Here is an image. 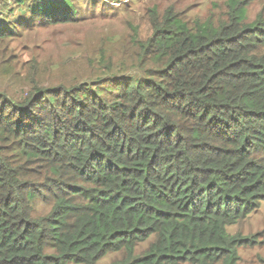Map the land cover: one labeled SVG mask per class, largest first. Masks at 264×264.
<instances>
[{
  "label": "trees",
  "instance_id": "trees-1",
  "mask_svg": "<svg viewBox=\"0 0 264 264\" xmlns=\"http://www.w3.org/2000/svg\"><path fill=\"white\" fill-rule=\"evenodd\" d=\"M75 1L4 0L0 45L75 25ZM255 3L226 0L203 20L154 5L126 53L95 48L69 85L0 87V264H240L256 234L230 226L264 201ZM1 57L0 78L13 77ZM22 80L26 95L10 96Z\"/></svg>",
  "mask_w": 264,
  "mask_h": 264
},
{
  "label": "rangeland",
  "instance_id": "rangeland-1",
  "mask_svg": "<svg viewBox=\"0 0 264 264\" xmlns=\"http://www.w3.org/2000/svg\"><path fill=\"white\" fill-rule=\"evenodd\" d=\"M8 1L10 4L13 2ZM78 1H75L77 6ZM85 1L84 10L75 14L83 16V19L75 25L45 24L38 26L30 36L27 32L23 33L19 42L0 45L1 59L9 61L15 72L13 77L0 78V87L13 78L34 79L36 84L48 87L69 85L73 79L81 77L77 74L82 67L84 56L90 57V52L95 48L104 49L107 53H126L127 49L133 46L128 44L133 35L130 27L136 25L138 30L143 27L147 29V9L152 6H158L160 12L171 6L184 20H203L213 13H223L226 0H120L118 3L114 2L116 0H97L94 8L91 6V0ZM263 2L264 0H257V3L249 6V19L253 18L258 6L261 7ZM0 3H4V0H0ZM10 4L0 8V15L7 16ZM114 7L118 9L114 10ZM150 35V29L147 34H141L143 38ZM75 57H78L77 64L71 65L69 60ZM18 87L20 91L10 96L22 98L29 90L23 80L22 85ZM230 227H239V231H243L248 237L256 234L253 244L239 251L240 264H264V247L259 243L264 237V201L242 222ZM113 258L114 255H109L101 260V264H108Z\"/></svg>",
  "mask_w": 264,
  "mask_h": 264
},
{
  "label": "clouds",
  "instance_id": "clouds-1",
  "mask_svg": "<svg viewBox=\"0 0 264 264\" xmlns=\"http://www.w3.org/2000/svg\"><path fill=\"white\" fill-rule=\"evenodd\" d=\"M1 4V3H0Z\"/></svg>",
  "mask_w": 264,
  "mask_h": 264
}]
</instances>
